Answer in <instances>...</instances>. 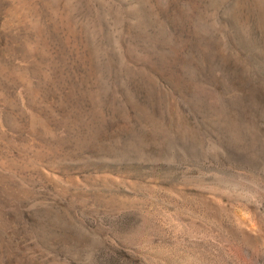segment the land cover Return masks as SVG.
<instances>
[{"label":"rangeland","instance_id":"374dc122","mask_svg":"<svg viewBox=\"0 0 264 264\" xmlns=\"http://www.w3.org/2000/svg\"><path fill=\"white\" fill-rule=\"evenodd\" d=\"M0 264H264V0H0Z\"/></svg>","mask_w":264,"mask_h":264}]
</instances>
